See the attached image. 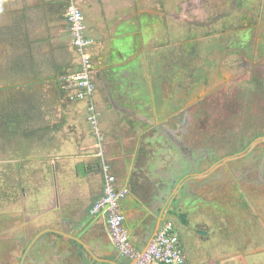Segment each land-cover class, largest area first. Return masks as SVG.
I'll return each mask as SVG.
<instances>
[{
	"label": "rangeland",
	"instance_id": "374dc122",
	"mask_svg": "<svg viewBox=\"0 0 264 264\" xmlns=\"http://www.w3.org/2000/svg\"><path fill=\"white\" fill-rule=\"evenodd\" d=\"M22 1L24 2V6L27 8L28 5L29 8L30 0ZM135 1L137 3L140 1L138 7H141L143 1H145L146 24L145 27L143 26L144 30L142 29L145 34V40L142 41V37L137 31V25L136 23L134 24L135 12L133 11L132 13L131 8L127 7V12H130L131 16L130 26H132L129 31L132 32V36L114 38L112 45L113 48L116 47L119 49L122 44L127 42L123 46V51H128L126 55H129V43H134L135 41L136 49L133 56L140 65L133 68L132 65L127 67L124 63L119 66L121 69L118 70L119 67L117 68L118 65L115 63L120 61L116 57L117 52H112L113 57L111 53H108L110 57L108 63H114L116 65V72L127 68V73L137 77V79L135 78L136 82L132 84L131 78L123 76V79L114 78L105 82H99L98 85L96 84L97 88L99 86V94L95 93L94 97L98 109L104 116H107V112L110 114L113 113L109 121L114 126L113 119H118V124L123 127H127V119L130 118L131 113L128 111L124 113L120 112V109L126 107L131 109L133 113L139 111L138 104H140V99L136 98L130 91L135 92L136 96L143 95V93L146 94L140 87V84L143 83L142 78L144 77L143 69L140 67L143 65L142 60L145 62V57L141 49L145 46L146 51H148L146 61L149 63L150 72L152 73L151 87L153 95L155 99L159 100L162 107V102L164 104L168 103L169 106V104H173V101H178L177 95H181V88L184 83L193 84L194 82H199V84L203 85L205 87L203 88V92L211 94L210 97L212 98V102H214L211 105H219L220 107L216 111L217 113H215L212 108L208 110V106L204 103L205 110L208 114L202 120H204L203 122L206 125L202 129H194L188 140L191 142V147L199 151L198 154L203 152L201 149H205L204 156H208V147L210 145L213 146L211 140L215 137L214 147L217 151L216 155L224 156L225 154H229L227 151H231L230 153L232 154L217 162L219 165L216 167L217 170L214 174H211V171H209L213 167L212 164H209V170H206L207 168L205 170L201 169L202 164L206 163L205 157H203L204 159H197L192 155L191 161H189L190 159L186 160L181 157L177 158V156L172 158L171 155L167 156L164 153L162 146L157 142L151 143L149 140L146 141L147 155L149 152V155L151 154L155 159L161 160L160 167L163 169V173H161L163 174L162 177L166 179L167 175L171 177L168 183L171 182L172 185L174 182V188L176 184L183 186L182 191L180 189L178 190L180 197L177 200L183 201V190L185 189L190 190L194 196L188 199L193 204L194 213L191 216L192 220L188 226L191 233L183 237L184 240L192 242L194 245L187 246V252L191 258L198 255L199 252L211 251L218 253V250L212 248V240L215 237L222 236L220 233L225 231L219 227L227 226L230 228L228 234L231 236V241L234 239L238 244H231V249L226 252L229 254L232 252L235 255L245 252V255H247L248 253L257 251L258 254L255 257V261L257 260L256 264H264V159L258 156L260 147H254V142L246 148H240L239 146V149H237L238 141H233L237 132L248 133L257 126L264 127V111L258 104H254L255 100H252L250 96L243 93L242 90H245L244 85H238L241 82L236 85L235 93L222 88L220 82L217 80L219 78L218 75L210 68L209 64L207 65V62L212 59V53L215 55L219 54L218 47H211V44L204 41L206 39H203L200 35L202 31L206 30V24L210 23L209 27L215 32H218L222 26V30L216 33L214 38L219 35L227 37L226 33H233L235 29L244 27L246 22L244 21V16L248 15V17L253 18L261 14V11H263L264 15V0ZM2 9L0 5V110L2 109L1 112L4 113V120L6 121L7 115L5 108L12 103L17 104L19 99H25L31 95L37 106L46 110L48 107L46 100L58 94L56 89L52 87L50 80L22 84L27 77L28 79H32L33 76L31 77L30 73L35 69V64L39 70L38 74L50 75L52 68V63H49L50 59H55L54 61L59 66L68 68L70 65L76 66V63L78 64V58L77 55H74V51L72 49L70 50V37L66 36L68 32L65 23L64 27L66 30L63 32V35L54 37L55 47L49 49L48 46L43 45L41 49L40 47L35 50L33 49L32 53H34L33 57L35 59L33 61L34 68H28L26 66L21 71L20 68L15 66V63H18L16 57L20 54L19 51L22 50V45L20 41H15V43L11 41L14 39V34L11 36L10 31H14L16 25L19 29L24 24L22 32H25L28 34V37H31L33 25L29 20L30 13L25 12L20 14V17H15L12 11L7 10V13H3ZM212 18L218 19V22H211ZM96 20L102 26L103 21L101 19ZM91 24L92 22L89 25ZM190 24L191 27H189ZM200 24L203 25L200 26ZM257 29L260 33L264 32V16L258 21ZM87 30H89V26ZM112 35H114L113 32ZM100 36L104 45L101 47V44H96L93 48L94 59L93 56L92 59L94 64L102 57L99 56L100 54H106V45L111 44L108 38L101 34ZM51 50L55 53H51ZM150 55L154 59L153 66H151L152 60L150 59ZM132 59L134 58H131L128 62ZM229 60H232L234 62L233 64H236L232 56H229ZM242 70L241 68L231 70L230 78L234 75L233 78L242 79ZM191 78H194L195 81H192ZM261 88L264 90V81L261 83ZM119 92H123L124 95H118ZM106 93H110V101L107 100ZM146 101H148L147 98ZM111 104L116 108L111 106ZM81 106L67 104L64 108H72L83 112ZM167 111H171V108L162 110V112ZM136 123L137 120L133 121V125ZM1 124L0 264H20L26 248L25 246L36 232L46 226V224H38L36 222V214L45 209H51L54 203L48 194L49 190L43 191L49 182L46 181L47 179H45L42 172L41 174L29 173L21 179L14 170L5 167V162H7L5 160L6 158H10L11 154L15 152L14 147L16 144H12V136H14V133H6ZM206 127L209 129L207 130ZM90 131L91 128L86 132L82 130V134H89ZM226 135L228 139L223 140L222 138ZM164 141L168 145V142L166 140ZM86 142L88 144L92 143L87 138L85 140ZM158 147L161 150L158 151ZM96 148H98L97 142ZM168 148L174 150L172 146H168ZM87 150L90 152L92 148L87 147ZM155 153L158 155H154ZM184 155L187 156L186 154ZM42 163V169L45 170L47 168V161L44 160ZM261 166L263 167V175L258 180V172ZM164 171H169V173ZM30 177L37 178V180L34 181ZM164 187H167L166 181L165 183L162 182L161 189ZM189 201L184 205H190ZM168 202L166 201V203ZM260 206H262L263 210H259L261 208ZM171 222L174 224L173 220ZM176 223L177 228L182 233L181 229L183 226L177 221ZM207 224L208 226L206 227ZM203 228L207 230V234L210 232L207 237L204 236L206 231L201 230ZM52 237L54 236H47L36 241L33 245V247H36V250L31 252L33 247L30 248L23 258L22 264H56V261L66 262L62 248L69 252L71 248L68 249V245L61 244V242L56 243ZM258 258H260V261ZM64 262H61V264ZM90 264H94V262L91 261Z\"/></svg>",
	"mask_w": 264,
	"mask_h": 264
},
{
	"label": "crops",
	"instance_id": "0c3cea01",
	"mask_svg": "<svg viewBox=\"0 0 264 264\" xmlns=\"http://www.w3.org/2000/svg\"><path fill=\"white\" fill-rule=\"evenodd\" d=\"M76 2L84 13L86 31L91 35L86 33L90 37L93 35L92 38H94L96 44H101V47L104 43H102L100 34H107L106 37L111 38L108 39L110 42L114 38L131 37L130 29L126 30L124 26L126 21L131 20L127 7L131 8L132 13L134 11L140 14L143 22L141 29L144 30L146 24L145 1H143V4L141 3V7H138L140 1L137 3L135 0H76ZM60 4L59 0H30L29 8L28 5L26 8L22 0H0L3 13L7 10L12 11L15 17H20V14L25 12L30 13L29 20L33 28L29 38L32 41L30 45L32 48L25 46L22 42L20 43L25 46L26 53L29 51L32 54L33 61H35L34 53H32L33 49L35 50L38 47L41 49L43 45L53 49L55 47L54 37L62 36L66 29L68 32L66 36L69 37L68 27L66 29L64 27V10H59ZM59 15L62 16L61 19ZM96 19L103 21L102 26ZM91 22L92 24L89 25ZM116 22H120L121 26L116 27L115 31H120L122 27L123 35L120 37H117V35L114 37L111 32V28ZM109 23H111L110 26ZM88 26L89 30H87ZM23 28L24 24L19 29L16 25L14 28L15 34L28 37V34L22 32ZM109 32L110 34H108ZM144 36L145 34L142 32V38ZM70 41V50L74 51L72 46H70ZM124 45L126 44L124 43L121 46L123 47ZM22 46V50L19 51L20 55L24 50ZM113 49L110 52L111 56L112 52H115ZM50 52L53 53V50ZM74 55L76 56L75 51ZM100 55L102 57L100 56L101 58L99 59H103L105 53ZM73 67L75 69L77 63ZM31 68H34V62ZM35 70L39 72L36 64ZM47 80H50L52 87L56 89L54 81L51 79ZM33 82L39 83L40 80L37 79V81ZM61 95L55 94L49 100H46L48 104L46 110L41 109L36 104V107L31 111L30 133L28 136H21V131L25 129L24 126V128L13 134L12 144H16L14 147L15 152L11 154L10 158H6L5 167L14 170L21 179L29 173L41 174L42 172L45 179H47L46 181L49 182L43 191L49 190L48 194L54 206L36 214V222L38 224H46L41 230L49 227L69 234H75V232L82 229L84 231L81 232V239L88 244L94 254L116 261L117 264H127L128 260L121 256L110 242L106 233L104 218L97 215L91 216L89 213L92 204L102 194L103 178L100 169L101 158L97 156L98 148H96L94 134L92 131L89 134H82V130L85 132L90 130V125H88L89 123L86 120L85 105L81 102H70L65 93ZM67 104L82 105L81 109L83 112L72 108L65 109L64 106ZM112 114L109 112H107V116L101 114L100 127L104 134L101 147L105 158L108 160L107 162L112 166V170L117 177L118 187L127 188L128 190L126 197L121 202V211L125 216L124 224L132 243L138 249L143 250L154 230L156 221L161 219V224L166 220H173L175 231L180 239L185 264H256L257 251L247 255H245V252H241L238 255L226 252L231 249V244H238L234 239L231 241V236L228 234L230 228L227 226L219 227L225 231L220 233L222 236L215 237L212 240V248L218 250V253L211 251L199 252L198 255L191 258L187 252V246L194 245L192 242H187L183 239L184 236H188L191 233L188 228L192 220L191 216L194 214L191 200L189 201L190 205L179 206L183 201L177 200L180 197L178 190H181L183 186L176 184L178 186L176 187L175 185L174 188L171 183H167V179L163 178V174H161L163 173V169L160 167L161 160L155 159L151 154L149 155V152L147 155L146 125H133L132 116L130 115L127 127H123L120 124L117 125L118 119H113V121L116 120L113 126L112 122L109 121ZM106 134L108 135L106 136ZM86 138L89 141L91 140L92 143L88 144V141L85 143ZM87 147L92 148V150L89 152ZM157 150L159 151L161 148L158 147ZM154 155L158 154L155 153ZM44 160L47 161L45 170L42 169ZM97 163H100V168ZM20 166L21 168L19 169ZM201 169L209 170V165L203 163ZM164 172L169 173V171ZM30 179L37 180V178L31 177ZM165 181L167 187L161 189L162 182L165 183ZM190 197L189 195L188 199ZM166 201L169 202L166 203ZM190 212H192L191 215ZM82 213L83 215L81 216ZM180 214L186 216L187 224H182L179 218ZM176 221L183 226L181 229L182 233L177 228ZM186 228L189 230V234H185ZM201 230L206 231L204 236L207 237V230L205 228ZM47 236H54L52 238L56 243L61 242V244L68 245V249L71 248L70 252L62 248L66 261H61L64 262L63 264L91 263L87 260V254L83 252L82 246L79 249L73 242L75 240L71 238L56 232H45L36 241ZM70 239L71 241H69ZM67 256L70 259L67 260ZM236 256L237 258H235ZM258 260L260 261V258ZM61 262L56 261V264H61Z\"/></svg>",
	"mask_w": 264,
	"mask_h": 264
},
{
	"label": "flooded vegetation",
	"instance_id": "af4514ba",
	"mask_svg": "<svg viewBox=\"0 0 264 264\" xmlns=\"http://www.w3.org/2000/svg\"><path fill=\"white\" fill-rule=\"evenodd\" d=\"M263 11H261V14L256 15L253 18L248 17V15L244 16L245 25L241 29H235L233 33H226V36L219 35L216 38L214 36L216 33L222 30H218V32H215L212 28L209 27L210 23H207V28L205 31H202L200 35L203 37V39H206L207 43L211 44L212 46H217V50L219 54H211L212 59L207 62V65L209 64L210 68L218 75L219 78L217 80L220 82V85L224 90L232 91V93L236 92V85L241 82L238 85H244L245 90H242L243 93L247 94L252 98V100H255L254 104H258L259 107H262V110L264 111V90L261 88V83L264 81V32L260 33L257 29L258 27V21L260 18H263ZM85 18V17H84ZM135 22L137 25V31L138 34L142 37V20L140 17V14L135 13L134 14ZM211 22H218V19L212 18ZM120 22H116V24L111 28V32L114 33V37L117 35V37H120L123 35L122 27L120 28V31H115V28L118 27ZM203 24H200L202 26ZM235 25V24H234ZM121 26V25H120ZM125 29L128 30L131 28L130 26V20L126 21L124 23ZM198 26V24H197ZM191 27V24L189 25ZM209 27V28H208ZM224 31V28H223ZM87 32V31H86ZM110 33V32H109ZM135 33V32H134ZM87 34V33H86ZM132 34V32H131ZM130 34V35H131ZM88 35V34H87ZM107 34H104L103 36L106 37ZM89 36V35H88ZM132 36V35H131ZM126 37V36H123ZM167 37V36H166ZM107 38V37H106ZM111 39V38H108ZM133 40V39H132ZM145 40L142 38V41ZM134 41V40H133ZM112 44V41H111ZM111 44L106 45V54L103 59H99L94 64V55H93V48L96 46L95 44L91 48V62L93 64L92 68V77L95 82V93L99 94V86L97 88V85L99 82H105L109 79L114 78H121L123 79V76H128V78H131V83L135 84L137 77L132 76L131 74L127 73V68L116 72L115 69H117L120 65L125 63V66L129 67L132 65L133 68L138 67L140 63L135 60L134 51L136 49V42H130V52L129 55H126L127 52L123 51V47L120 46L119 49L114 48ZM126 44V43H125ZM143 45V44H142ZM115 50L117 51V57L120 61L114 63H108L110 60V57L108 56V53ZM142 53L145 57V62L142 60L143 65L140 67L143 69L144 77L142 78L143 83L140 84V87L143 89L145 93L143 95L136 96V93L132 90L130 91L131 94H134V96L139 100V111L133 113V111L129 108L122 107L120 109V112L128 111L131 113V119L132 121L137 120V125H146V141H150L151 143L157 142L162 146V150L167 156H170L172 158L181 157L186 160L191 161V156L193 155L197 159H204L206 158V164H212L213 167L211 168L210 173L214 174V172L217 170L216 167L219 165L217 162L225 159V157H228L231 151H227L229 154L222 155H216L217 151L215 150L214 144H215V137L212 138L211 142L213 143V146L210 145L208 147V156H204L206 150L201 149L203 151L202 153L198 154V150L191 147V142L188 140L190 138V135L192 134V131L202 129L205 127L206 123L204 124V116H207V112L205 110L204 103L208 106V110H211V108L214 110L215 113L219 109V105H211L214 104L212 102V98L210 97L211 94L207 92H203V88H205L203 85L199 84V82L191 83H184L183 87L181 88V95H177L178 101H173V104H163V107L160 105L159 100L154 98L153 91H152V73L150 72V65L146 61V54L148 51H146V46L141 49ZM149 55V54H148ZM93 56V59H92ZM101 56V55H99ZM127 56V58H125ZM229 56H232L235 60L236 64H233L232 60H229ZM132 59L128 62V60ZM137 59V58H136ZM152 60L151 66L154 65V59ZM225 59V60H224ZM139 60V59H138ZM108 63V64H107ZM233 65V68H232ZM241 68L243 77L240 78H230V71L233 69ZM121 67L118 68L120 70ZM117 70V71H118ZM129 72V70H128ZM135 72V71H134ZM136 78V79H135ZM192 81H195L194 78H191ZM242 80V81H241ZM190 81V80H188ZM97 84V85H96ZM254 88V89H253ZM222 89V90H223ZM223 90V91H224ZM225 92V91H224ZM107 100L110 101V93H106ZM118 95H124L123 92H119ZM146 98L148 101H146ZM157 101V102H156ZM111 106L114 107V105L111 104ZM173 106V107H171ZM116 108V107H114ZM119 108V107H117ZM171 108V111L162 112L163 109ZM99 110V109H98ZM100 112V111H99ZM130 119V118H129ZM129 119H127L129 121ZM100 120H101V113L99 117V126H100ZM116 120L113 121V123ZM118 125V122H116ZM208 130L209 128L206 127ZM101 130V127H100ZM210 132V131H208ZM102 133V130H101ZM103 140H104V134L102 133ZM230 137V136H229ZM223 140H227V135L222 138ZM168 142V145H166L165 141ZM233 141L237 142V149L240 148H246L251 143H255L254 147H260L258 156L264 159V127H255L248 133H238L235 134ZM211 143V144H212ZM168 146L174 147L173 149L168 148ZM193 146V145H192ZM176 148V149H175ZM199 149V148H198ZM253 150V148H252ZM186 154L187 156H185ZM180 155V156H179ZM103 157L105 160H107L103 154ZM193 157V158H194ZM232 159V158H229ZM108 161V160H107ZM193 162V160H192ZM260 171L258 172V180L262 178L263 171L262 166L260 167ZM101 169V168H100ZM111 171L112 166H111ZM114 173V172H113ZM196 173V172H195ZM102 174V173H101ZM194 174V173H193ZM103 178V175H102ZM183 194L185 198H183V202L179 204V206H186L184 205L186 202H188V196L194 197L193 194L190 192V190H183ZM257 206V205H254ZM259 210H263L262 206ZM91 208V207H90ZM189 226V225H188ZM185 234H188V229H185ZM200 233V232H199ZM22 234V233H21ZM198 234V233H197ZM208 235V234H207ZM21 236V235H20ZM37 240V239H36ZM36 242V241H35ZM28 245V244H27ZM27 245L25 247H27ZM34 245V244H33ZM32 248V247H31ZM36 250V247L31 250ZM28 253V252H27ZM184 264H185V258H184Z\"/></svg>",
	"mask_w": 264,
	"mask_h": 264
},
{
	"label": "built area",
	"instance_id": "2783aa9c",
	"mask_svg": "<svg viewBox=\"0 0 264 264\" xmlns=\"http://www.w3.org/2000/svg\"><path fill=\"white\" fill-rule=\"evenodd\" d=\"M69 3L66 22L71 45L77 55V67L59 77L60 89L72 103H83L86 120L97 142V156L101 158L103 188L101 196L92 204L91 216L104 218L110 242L129 264H184V254L174 224L166 220L159 225L157 233L146 247L138 249L131 241L125 227V216L121 211V202L126 197L127 188L117 185V177L103 157L101 144L103 136L99 126L100 112L95 101V82L92 77L91 48L94 38L86 34L84 13L76 0H64Z\"/></svg>",
	"mask_w": 264,
	"mask_h": 264
},
{
	"label": "trees",
	"instance_id": "16d2710c",
	"mask_svg": "<svg viewBox=\"0 0 264 264\" xmlns=\"http://www.w3.org/2000/svg\"><path fill=\"white\" fill-rule=\"evenodd\" d=\"M61 2L60 6H59V10H65L69 5L68 2L64 1V0H59ZM60 14V12H59ZM62 16L59 15V18L61 19ZM64 19H65V23L67 25L66 22V17L64 14ZM68 27V26H67ZM19 32V30H18ZM14 34V39H12L11 41L13 43H15V41H20L22 42L25 46L31 47L30 45L32 44V41L29 37L25 36V35H15L14 31H11V36ZM70 37V35H69ZM25 46H23V48L25 49ZM70 46H72L70 44ZM73 48V47H72ZM54 53V51H53ZM18 60V63H15V66H17V68H20L21 71L24 70V68L27 66L28 68H31L33 65V58H32V54L28 51L26 53L25 50H23V52L20 54H18V56L16 57ZM49 63H52V68H51V74L50 75H40L38 74L39 72H37L35 69L33 70L32 73H30V76L32 77L27 79L22 83V84H27V83H32L33 81H37L40 80H47V79H51L52 81H54L55 86H56V92L62 96L61 94L64 93L61 89H60V83H59V77L62 74H65L71 70L74 69V67L72 65H70L68 68H66L65 66H59L53 59H50ZM19 69V70H20ZM26 72V71H25ZM35 72V74H33ZM35 75V76H34ZM25 95V94H24ZM31 95H29V97L27 96L25 99H19L17 102V104L12 103L9 106H7L5 108V113H6V121L4 120V113L1 112L0 110V119H1V126L4 129L5 132L8 133H14L16 131H18L19 129L21 130L22 128L25 129L21 131V136H28L30 131H29V122H30V117H31V111L34 109V107H36V103L33 101V98ZM62 98V97H61ZM8 109V110H7ZM98 167L100 168V163H97ZM21 168V166L19 167V169ZM180 221L182 222V224H187V220H186V216L184 214H180L179 215ZM76 246H78V248H81V245L78 244L76 241H73ZM83 249V248H82Z\"/></svg>",
	"mask_w": 264,
	"mask_h": 264
},
{
	"label": "water",
	"instance_id": "95a60500",
	"mask_svg": "<svg viewBox=\"0 0 264 264\" xmlns=\"http://www.w3.org/2000/svg\"><path fill=\"white\" fill-rule=\"evenodd\" d=\"M182 168V167H180ZM181 170V169H180ZM195 170V169H193ZM192 170V171H193ZM180 172V171H179ZM171 179L170 175H167V183L168 181ZM171 183V182H170ZM174 183V182H173ZM173 185V184H172ZM181 201V200H179ZM160 222H161V219H159L158 221H156V224H155V227H154V230L148 240V242L146 243V246L143 248L142 252H144L146 250V247L148 246V244L152 241L154 235L157 233V230L159 228V225H160ZM84 230L80 229L78 232H75V234H69V233H66L65 231H62V230H57V229H54V228H45L39 232H37L32 238L31 240L29 241L27 247L25 248L24 252H23V255H22V258H21V262L20 264H22V260L23 258L25 257V255L27 254V252L29 251V249L33 246V244L35 243L36 239L42 235L43 233L45 232H56L60 235H63L65 237H68V238H71L72 240H75L76 242H78L82 248H83V252H85L87 254V260H89L90 262L92 260H95L93 261L94 264H98V263H104V264H117L116 261H113L109 258H105V257H102L101 255L100 256H97L96 254H94V251L88 246V244L86 242H84L82 239H81V232H83ZM113 246V245H112ZM114 247V246H113ZM98 262V263H97ZM129 264V263H127Z\"/></svg>",
	"mask_w": 264,
	"mask_h": 264
}]
</instances>
